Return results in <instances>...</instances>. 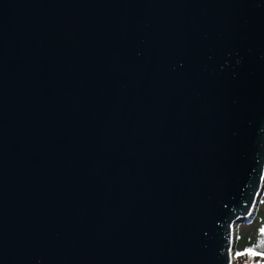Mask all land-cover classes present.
Here are the masks:
<instances>
[{
	"label": "water",
	"instance_id": "95a60500",
	"mask_svg": "<svg viewBox=\"0 0 264 264\" xmlns=\"http://www.w3.org/2000/svg\"><path fill=\"white\" fill-rule=\"evenodd\" d=\"M264 193V0H0V264H233Z\"/></svg>",
	"mask_w": 264,
	"mask_h": 264
},
{
	"label": "trees",
	"instance_id": "16d2710c",
	"mask_svg": "<svg viewBox=\"0 0 264 264\" xmlns=\"http://www.w3.org/2000/svg\"><path fill=\"white\" fill-rule=\"evenodd\" d=\"M246 225L248 226L238 230L234 259L239 264H246L245 259L250 261L249 264H264V255H253L245 251L252 249L255 253H264V209H258L253 220Z\"/></svg>",
	"mask_w": 264,
	"mask_h": 264
},
{
	"label": "rangeland",
	"instance_id": "374dc122",
	"mask_svg": "<svg viewBox=\"0 0 264 264\" xmlns=\"http://www.w3.org/2000/svg\"><path fill=\"white\" fill-rule=\"evenodd\" d=\"M258 209H264V193H263V196L261 197V200H260V204H259V207H258ZM248 225H246V224H242L240 227H239V229H243L244 227H247ZM238 229V230H239ZM238 233V232H237ZM245 262H246V264H249L250 263V261L248 260V259H245ZM233 264H239L238 262H237V259H234V255H233Z\"/></svg>",
	"mask_w": 264,
	"mask_h": 264
},
{
	"label": "snow or ice",
	"instance_id": "6c2138e0",
	"mask_svg": "<svg viewBox=\"0 0 264 264\" xmlns=\"http://www.w3.org/2000/svg\"><path fill=\"white\" fill-rule=\"evenodd\" d=\"M245 251L246 252H251L253 255H264V253H255V252H253L252 249H246ZM239 254H241V253H237V255H239Z\"/></svg>",
	"mask_w": 264,
	"mask_h": 264
}]
</instances>
